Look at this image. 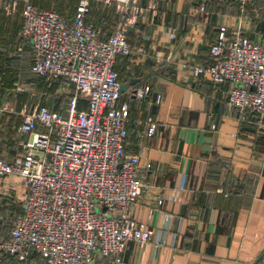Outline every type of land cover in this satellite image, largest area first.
<instances>
[{
  "label": "built area",
  "instance_id": "obj_1",
  "mask_svg": "<svg viewBox=\"0 0 264 264\" xmlns=\"http://www.w3.org/2000/svg\"><path fill=\"white\" fill-rule=\"evenodd\" d=\"M96 1L114 2L119 11L117 25L105 35L89 17ZM151 1L77 0L69 17L55 7L22 0L19 34L31 43L33 70L49 83L63 79L72 88L63 108L45 102L23 108L15 128L22 135V152L0 156V175L18 174L26 183L22 211L0 237L3 264H28L33 256L38 264H95L96 254L118 264L129 239H151L152 228L131 212L146 181L140 174V153L126 149L129 105L121 99L115 68L117 56L131 52L129 27ZM209 1L199 0L197 9L204 11ZM235 1L241 10L248 4L259 10L257 2H264ZM17 4L11 1L7 11ZM208 51V62L189 68L213 84L228 83L226 103L237 110L238 119L255 115L264 125V42L220 23ZM148 91L146 84L135 93ZM81 97L86 100L79 106ZM155 101H160L159 93ZM156 127L148 119L146 135H153ZM162 202L158 193L156 204Z\"/></svg>",
  "mask_w": 264,
  "mask_h": 264
},
{
  "label": "crops",
  "instance_id": "obj_2",
  "mask_svg": "<svg viewBox=\"0 0 264 264\" xmlns=\"http://www.w3.org/2000/svg\"><path fill=\"white\" fill-rule=\"evenodd\" d=\"M198 1L152 0L127 31L131 52L117 56L127 85L121 99L129 105L126 149L140 153L146 181L131 212L153 230L147 241L129 239L118 264H264V125L255 116L238 119L226 103L228 83L213 84L189 68L210 60L220 23L264 42V2L259 10L247 5L231 24L212 17V1L204 11ZM89 17L105 35L120 16L114 2L98 1ZM146 84L149 91L138 96L134 88ZM148 119L157 122L153 135L145 133ZM25 190L21 175H0V237L21 213ZM39 261L33 256L28 264ZM95 264L109 260L96 254Z\"/></svg>",
  "mask_w": 264,
  "mask_h": 264
},
{
  "label": "rangeland",
  "instance_id": "obj_3",
  "mask_svg": "<svg viewBox=\"0 0 264 264\" xmlns=\"http://www.w3.org/2000/svg\"><path fill=\"white\" fill-rule=\"evenodd\" d=\"M13 0H0V155H19L21 138L16 126L22 115L21 110H32L39 103L51 106H66L71 86L65 82L51 86V83L38 76L32 67L30 46L22 41L19 34L22 0H17V8L7 11V4ZM231 0H213L212 17L227 23H234L235 16L242 12L241 7ZM42 6H55L71 15L76 0H33ZM229 21V22H228ZM231 21V22H230Z\"/></svg>",
  "mask_w": 264,
  "mask_h": 264
},
{
  "label": "trees",
  "instance_id": "obj_4",
  "mask_svg": "<svg viewBox=\"0 0 264 264\" xmlns=\"http://www.w3.org/2000/svg\"><path fill=\"white\" fill-rule=\"evenodd\" d=\"M211 1H213V0H211ZM76 2H77V0H76ZM76 2H75V5H76ZM96 2H98V1H96ZM230 2H234V3H236V4H238L239 5V3L237 2V1H235V0H231ZM35 3V2H34ZM257 3H259V2H257ZM256 3V4H257ZM37 6H39V7H47V6H42V5H39V4H37V3H35ZM75 5H74V8H75ZM92 5V4H91ZM249 5V4H248ZM240 6V5H239ZM50 7H55V6H50ZM55 8H57V7H55ZM61 13H64L62 10H60L59 8H57ZM19 13H20V16H21V21H20V25H21V23H22V14H21V8H20V10H19ZM65 14V13H64ZM65 15H67V16H69V17H71L72 15H68V14H65ZM129 40V39H128ZM22 41L23 42H25V43H28L29 44V46H30V51H31V57H32V54H33V49H32V46H31V43H30V41L28 40V39H25V38H22ZM126 55V54H125ZM117 61V60H116ZM115 68H116V63H115ZM34 71V70H33ZM35 72V71H34ZM38 76H40L37 72H35ZM42 79H44L45 80V78L43 77V76H40ZM61 82H64L63 81V79H57V80H55L54 82H52L51 83V86H55V85H59ZM71 92L69 91L68 92V95L67 96H69V94H70ZM85 98H83V97H81L80 99H79V103H78V105L79 106H81V105H83L84 103H85ZM49 105H51V103H48ZM54 108H59V107H55V106H53ZM251 116H255V115H251ZM250 117V116H249ZM248 117V118H249ZM256 118H257V116H255ZM16 131V130H15ZM16 133L18 134V135H20L17 131H16ZM20 137H22V135H20ZM10 228V227H9ZM9 231V230H8ZM8 234V233H7ZM6 234V235H7ZM6 235H4L3 237H5Z\"/></svg>",
  "mask_w": 264,
  "mask_h": 264
},
{
  "label": "water",
  "instance_id": "obj_5",
  "mask_svg": "<svg viewBox=\"0 0 264 264\" xmlns=\"http://www.w3.org/2000/svg\"><path fill=\"white\" fill-rule=\"evenodd\" d=\"M138 79H139V78H132V79H130V83L133 84V83L136 82ZM126 87H127V85H126L125 82H120V90H121V92H122L123 90H125ZM135 89H136V88H134V91H135Z\"/></svg>",
  "mask_w": 264,
  "mask_h": 264
}]
</instances>
